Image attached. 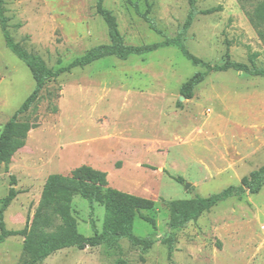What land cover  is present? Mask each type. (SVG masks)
<instances>
[{
	"label": "rangeland",
	"instance_id": "1",
	"mask_svg": "<svg viewBox=\"0 0 264 264\" xmlns=\"http://www.w3.org/2000/svg\"><path fill=\"white\" fill-rule=\"evenodd\" d=\"M196 1L200 11L217 10L198 13L183 37L192 54L217 64L229 48L232 60L252 65L254 55L255 65L264 67V41L240 0ZM254 2L244 0L248 8ZM96 3L6 0L5 7L15 41L56 69L110 42ZM104 6L117 17L124 42L135 46L178 36L190 10L188 0H104ZM203 70L168 45L125 60L109 56L47 84L36 107L22 116L39 126L11 163L0 165V207L11 188L18 191L4 212L6 227L23 229L32 219L50 175L69 176L90 165L108 173L109 186L154 201L153 209L137 214L133 229L154 243L147 250L128 239L113 249L70 247L42 264H172L171 238L177 264H264V186L220 202L184 228L168 226V202L220 193L264 165V76L212 72L191 99L182 100L183 84ZM35 86L0 24V134ZM91 210L84 196H72L71 211L85 236L94 235L92 219L103 229L105 206L95 202ZM25 259L23 236L0 242V264Z\"/></svg>",
	"mask_w": 264,
	"mask_h": 264
},
{
	"label": "trees",
	"instance_id": "2",
	"mask_svg": "<svg viewBox=\"0 0 264 264\" xmlns=\"http://www.w3.org/2000/svg\"><path fill=\"white\" fill-rule=\"evenodd\" d=\"M188 1L190 10L178 36L167 38L158 43L135 46L127 45L124 42L117 17L104 6V0H97V13L107 23L110 42L95 46L68 65L53 69L46 64L40 55L29 52L15 41L10 31V19L6 15V0H0V24L6 44L14 54L26 63L36 83L33 92L3 127L0 134V165H9L14 154L26 145L30 131L39 126L37 121H27L22 119V116L36 107L47 84L64 73L71 72L75 68H83L97 60L109 56H116L125 60L133 54L142 55L160 47L177 45L183 55L195 66L205 68L203 71L194 73L181 87V94L186 99L193 97L195 88L212 72L234 69L254 76H264V67L260 68L255 65L254 55L250 58L252 65H249L232 60L229 48L226 52V60L217 64L208 63L192 54L186 47L183 37L191 28L198 13L210 14L217 8L200 11L197 9L196 0ZM240 2L250 23L264 41V0H255L250 8L244 3V0H240ZM147 21L151 22L153 29L158 31L152 20L147 18ZM148 167L156 169L153 166ZM172 177L181 183H185L182 176ZM263 186L264 165L244 176L240 185L229 186L220 193L207 197L197 195L191 199L172 200L168 202L170 207L168 226L171 230L184 228L220 202L233 196L241 197L246 192L258 193ZM75 193H79L89 200L92 213L95 202H101L105 206V218L101 232L97 229L94 219L91 220L94 228L93 236H85L79 231L78 221L71 211L72 196ZM17 195L18 191L11 188L0 207V242L11 236H23L26 253L23 264H42L53 253L69 247L83 249L86 246L105 245L113 249L119 245L121 239H128L132 245L141 246L147 250L154 243L153 239L139 237L133 231L137 214L144 209H153L154 201L109 186L108 173L90 165H81L73 169L69 176L50 175L32 219L26 223L23 229L10 230L6 227L4 212ZM141 218L155 224V220L151 217L142 215ZM174 252L175 246L171 238L168 246V259L172 264H177L174 261ZM117 264H126V262L119 260Z\"/></svg>",
	"mask_w": 264,
	"mask_h": 264
},
{
	"label": "water",
	"instance_id": "3",
	"mask_svg": "<svg viewBox=\"0 0 264 264\" xmlns=\"http://www.w3.org/2000/svg\"><path fill=\"white\" fill-rule=\"evenodd\" d=\"M184 99H186V98H185L184 96H182V100H184ZM191 185H192L191 183H187V184H186V188H187V189L190 188Z\"/></svg>",
	"mask_w": 264,
	"mask_h": 264
},
{
	"label": "crops",
	"instance_id": "4",
	"mask_svg": "<svg viewBox=\"0 0 264 264\" xmlns=\"http://www.w3.org/2000/svg\"><path fill=\"white\" fill-rule=\"evenodd\" d=\"M96 169H99V168H96ZM70 248V247H69ZM64 249H66V248H64Z\"/></svg>",
	"mask_w": 264,
	"mask_h": 264
}]
</instances>
